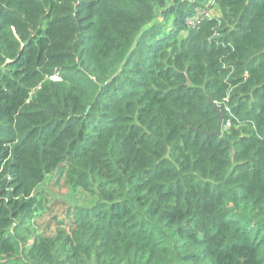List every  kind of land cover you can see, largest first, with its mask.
I'll return each instance as SVG.
<instances>
[{
	"label": "trees",
	"instance_id": "1",
	"mask_svg": "<svg viewBox=\"0 0 264 264\" xmlns=\"http://www.w3.org/2000/svg\"><path fill=\"white\" fill-rule=\"evenodd\" d=\"M0 264H264V0H0Z\"/></svg>",
	"mask_w": 264,
	"mask_h": 264
},
{
	"label": "rangeland",
	"instance_id": "2",
	"mask_svg": "<svg viewBox=\"0 0 264 264\" xmlns=\"http://www.w3.org/2000/svg\"><path fill=\"white\" fill-rule=\"evenodd\" d=\"M51 188H49L50 200H52L53 198H57V197H64L65 195L70 194V193H68V191H67L68 189H67L66 185H64L63 180H61L57 185H55ZM78 193L72 194L73 197L79 201L81 200V201L87 202L86 196H84V193L81 191H78ZM90 197L91 196L89 194H87V199H89ZM91 202H92V200L90 199L89 203H91Z\"/></svg>",
	"mask_w": 264,
	"mask_h": 264
},
{
	"label": "water",
	"instance_id": "3",
	"mask_svg": "<svg viewBox=\"0 0 264 264\" xmlns=\"http://www.w3.org/2000/svg\"><path fill=\"white\" fill-rule=\"evenodd\" d=\"M187 85L189 86V82L187 83ZM212 108L217 112V126H216V130L214 132H206L205 135L206 137L208 136H219L221 134V129H222V122H223V113L222 110L219 106H217L216 104L210 102Z\"/></svg>",
	"mask_w": 264,
	"mask_h": 264
},
{
	"label": "built area",
	"instance_id": "4",
	"mask_svg": "<svg viewBox=\"0 0 264 264\" xmlns=\"http://www.w3.org/2000/svg\"><path fill=\"white\" fill-rule=\"evenodd\" d=\"M230 123H226V128H229Z\"/></svg>",
	"mask_w": 264,
	"mask_h": 264
}]
</instances>
